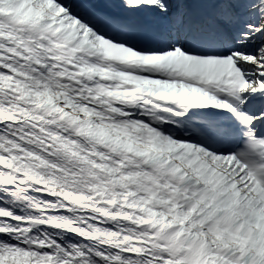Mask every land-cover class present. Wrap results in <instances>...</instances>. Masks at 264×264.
<instances>
[{"label": "snow or ice", "instance_id": "obj_1", "mask_svg": "<svg viewBox=\"0 0 264 264\" xmlns=\"http://www.w3.org/2000/svg\"><path fill=\"white\" fill-rule=\"evenodd\" d=\"M0 264H264V0H0Z\"/></svg>", "mask_w": 264, "mask_h": 264}]
</instances>
